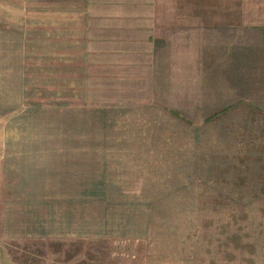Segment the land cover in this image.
<instances>
[{
  "label": "rangeland",
  "instance_id": "rangeland-1",
  "mask_svg": "<svg viewBox=\"0 0 264 264\" xmlns=\"http://www.w3.org/2000/svg\"><path fill=\"white\" fill-rule=\"evenodd\" d=\"M234 2L0 0V264H264V7Z\"/></svg>",
  "mask_w": 264,
  "mask_h": 264
},
{
  "label": "crops",
  "instance_id": "crops-1",
  "mask_svg": "<svg viewBox=\"0 0 264 264\" xmlns=\"http://www.w3.org/2000/svg\"><path fill=\"white\" fill-rule=\"evenodd\" d=\"M245 2H242V3H232V5L236 6V5H245V6H253V7H264V0H244ZM109 30H107L108 32ZM260 51V52H259ZM256 54H258V57H257V65L255 66V70L256 71H261L263 70L264 71V62H261V61H264V49L262 47H259V44H258V47H257V52ZM259 59V61H258ZM259 64V65H258ZM262 87H264V83L261 84Z\"/></svg>",
  "mask_w": 264,
  "mask_h": 264
},
{
  "label": "trees",
  "instance_id": "trees-1",
  "mask_svg": "<svg viewBox=\"0 0 264 264\" xmlns=\"http://www.w3.org/2000/svg\"><path fill=\"white\" fill-rule=\"evenodd\" d=\"M100 3H103V1L102 2H100ZM99 3H97V5H98ZM97 7L98 6H96L95 8L94 7H91L89 10H88V13H91L92 15H93V12H96V9H97ZM103 19V17L101 16V17H99V19L97 20V22H101V23H103L104 22V20H102ZM94 24H96V27H97V30L98 31H100V32H107V30H109V28L107 29L106 27H105V25H103V24H100L101 26H99L98 25V23H94L93 21H92V26L94 25ZM91 26V27H92ZM158 27V26H157ZM112 28V27H111ZM92 83V82H91ZM153 90L155 91L156 90V85L154 86V88H153ZM153 102V99L150 101V102H147V103H152ZM103 118V117H102ZM211 119H213L212 117H209L208 119H206L205 121H210ZM216 119V118H215ZM156 134H157V132H156ZM159 134H164V133H162V132H159ZM135 135H141V134H139V133H136ZM146 135H150L149 133H146ZM199 151V150H198ZM199 153L198 152H196V154H195V159H196V162L197 161H199L200 159H201V157L198 155ZM174 157V156H173ZM198 163V162H197Z\"/></svg>",
  "mask_w": 264,
  "mask_h": 264
}]
</instances>
